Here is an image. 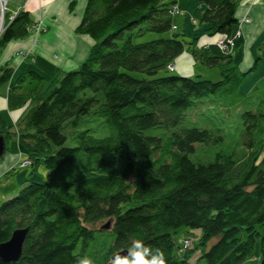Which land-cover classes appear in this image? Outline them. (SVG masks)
Listing matches in <instances>:
<instances>
[{
  "label": "trees",
  "instance_id": "1",
  "mask_svg": "<svg viewBox=\"0 0 264 264\" xmlns=\"http://www.w3.org/2000/svg\"><path fill=\"white\" fill-rule=\"evenodd\" d=\"M191 1L198 3L191 20L205 26L204 34L222 33L227 43L238 23L237 0ZM177 3L87 0L76 29L93 41L87 59L60 70L45 88L40 74L28 72L40 84L15 127L32 169L44 166L49 179L21 184L0 204V244L27 229L20 258L0 257V264H74L85 254L95 264H109L135 239L164 250L167 264H190L188 254L177 256L175 236L183 227L200 231L204 264H245L258 242L264 259V78L244 95L240 87L248 73L229 49L207 57L197 51L206 66L223 64L218 81L158 76L188 47L186 38L191 49L202 35L173 30L170 12ZM33 23L21 10L4 29L0 52L28 36ZM145 30L172 35L134 42ZM13 76L12 67L0 64V87ZM211 96H221L228 110L244 106L243 130L230 147L204 160L209 153L203 147L224 145V130L179 127ZM99 120L109 134L77 131ZM0 127L7 144L12 125L0 117ZM121 150L122 171L101 173Z\"/></svg>",
  "mask_w": 264,
  "mask_h": 264
},
{
  "label": "crops",
  "instance_id": "2",
  "mask_svg": "<svg viewBox=\"0 0 264 264\" xmlns=\"http://www.w3.org/2000/svg\"><path fill=\"white\" fill-rule=\"evenodd\" d=\"M178 2L180 8L186 13L178 18L177 23L179 27L185 29L183 33L192 34L187 33L186 28L190 24V18L192 19L193 11L198 3L191 0H179ZM237 2V19L249 17L250 21L240 23L239 20L232 28V37L228 39L235 43L232 50L235 61L240 63L239 67L243 72L248 73L258 59L257 67H259L260 60L264 56V0H237ZM86 3L87 0H76L74 9L71 10L69 0H7V7L11 14L24 9L30 12L33 20L43 18L46 32L38 36L30 34L24 39L14 40L7 44L1 52L0 64L8 63L14 70V76L9 81L12 93L20 94L12 95L11 90L9 93L8 84H5L7 87H1L0 117L6 124L15 123L25 107V103L21 104L23 99L21 94H24L27 88L26 83L23 82L31 77L28 72L34 71L40 74L43 82L48 84V81L58 74V70L76 69L89 55L92 39L76 33L77 26L83 18ZM218 38L219 36H216L214 42L226 40L225 36ZM20 50H33L34 55L30 59H23L19 55ZM185 60L186 58L180 59L175 66L182 68L181 64L184 66ZM21 76L23 78L20 79ZM30 84L35 85V79ZM20 153L21 150L19 153L4 155L5 157L0 160V178L9 171V168L19 164L22 159ZM25 175L26 173L20 172L12 178L15 183L13 180L10 183L9 180L5 184H0V204L6 198H10L11 194L26 182Z\"/></svg>",
  "mask_w": 264,
  "mask_h": 264
},
{
  "label": "rangeland",
  "instance_id": "3",
  "mask_svg": "<svg viewBox=\"0 0 264 264\" xmlns=\"http://www.w3.org/2000/svg\"><path fill=\"white\" fill-rule=\"evenodd\" d=\"M1 1L2 0H0V38L4 33V29L9 24H11L13 22V19L15 18V16L21 11V10H19L18 12L11 14L8 10V7H7V0H5L6 3H3V4H1ZM75 1L76 0H69V3H70L69 7L71 10H72L71 6H74ZM170 13L172 16L174 15L173 19H174L175 25L173 26V30L175 29V31H177L178 33H183V31L185 29H183L181 26L179 27L177 21H178V18L180 16H183V14H185L186 12H184V9L180 8L179 2L176 4L173 11H171ZM236 19H237V14H236ZM239 20H240V23H244V22L247 23L248 21H250L249 17H247V18L245 17V18L239 19ZM239 20H238V22H239ZM33 21H34V23L32 25H30L28 28V30H29L28 36L30 34H34V35L38 36V35L46 32V26H45V22H44L43 18H38V20H33ZM189 22H190V24L186 28L187 33H192V34L193 33L195 34L197 32L202 33L201 37H199L197 42H196V46L191 47V49L188 48L189 46H191V44H189L190 38H188V39L186 38V41L188 43V47L186 46L185 51L182 54H180L179 57H177V59L174 61L173 64L170 65L169 72H161V73H159L158 76H164L165 74H172V75L178 74V75H181L184 77H186V75L187 76H193V77H197V75H199L202 78L211 79L213 81H218V79H222L223 74H221V73H222V70L224 69L223 64L220 63L216 67L206 66L202 62L201 58L199 57V54H197L198 50H200L201 54H203L206 57L210 56L212 54L214 56L217 54L218 55L222 54V49H221L220 45L223 42L221 40H220L221 43L217 42L218 40L216 42H214V38H216V36L217 37L219 36V38L223 37L222 33H216L214 35H209L207 33L204 34L205 26L195 24L191 20V18H190ZM202 30H203V32H202ZM192 34H188V35H192ZM171 35L172 34L170 31L158 33L155 31L145 30L142 33V35H136L135 34L134 42L142 43V42H147V41H153V39L170 37ZM14 40H19V39H14ZM14 40H12V41H14ZM12 41H10V42H12ZM227 42H228V45L227 46L224 45V43H225L224 42L223 47H228V46L229 47L226 49H223V51H227L229 49V52L232 53V50L235 47V43L231 39H227ZM209 43H211V44H209ZM3 50L4 49H2V51ZM1 52H0V55H1ZM19 55L23 59H25V58L30 59L33 57L34 51L33 50H25V51L20 50ZM87 57H86V59H87ZM185 58H186V60L184 61V66H183V64H181L182 68H179V67L177 68V66H175L176 62H178L180 59H185ZM6 64H8V63H6ZM193 67H195V68H193ZM70 70H73V69H70ZM62 71H64V70H62ZM58 72H60V70H58ZM130 74L134 75L137 78L147 77V75L145 73L143 74V73L138 72V71H133ZM262 78H264V56H262V60H260L259 67L250 70V72H248V74L244 77V79L241 83L242 85L240 87V91L244 95L249 94L251 92V90L254 88V86L256 85V83L261 81ZM49 81H48V83H49ZM32 82H34V79L31 77L29 79H26V81L23 82V83H26L27 88H25L24 94H21L22 98H23L21 104L25 103L24 104L25 107L21 111V114L24 113L29 107L28 104L32 100L31 92L33 90H35L40 84L38 80L36 81V79H35V83H36L35 85L34 84L31 85L30 83H32ZM7 84L9 86V82ZM47 85L48 84L44 83V85H41V86H44L43 88H45ZM5 86L7 87V85H5ZM5 86H3V87H5ZM8 89H9L8 90L9 93L11 90L12 95H14V94L20 95L17 93L13 94L12 88L10 86ZM0 90H1V87H0ZM12 99H14V98H12ZM0 101L2 103L1 91H0ZM222 101L223 100H221V96H211L208 99H205V100L199 102L198 107L196 109L193 108V109L189 110V113H188L186 120L183 121L179 127V128H189L191 126H195V127L206 128V129H212L214 131L221 130V129L224 130L223 131L224 138H225L224 145H222V143H221V144H217L216 147H213V148L212 147L211 148L203 147L207 151V153H209V156L207 158H204V160H208L213 154L222 150V148L230 147L232 143H235V141L240 139L239 137H240V134L243 130L242 119H241L240 114L243 111V109H245L244 106L241 105L243 107L239 108V110H237V108H234V109H236L235 111H233V109L228 110L226 108V106L223 105L224 103H222ZM17 115H18V113H17ZM8 125H12V128H11L12 134L9 137V139L7 140V144H6L7 149H6L5 154L8 155V153H19L21 150V153L19 155L22 159H20L18 165L12 166V168H9L8 172H5L1 176L0 184H5L9 180H10V183H12V180H13L12 178L17 176L18 173H20V172L26 173V175L24 176V180L26 182H29L31 180H42V179L48 180L49 179L48 178L49 173L46 172V168H44V166L38 167L37 171L32 169V166H31L32 161L31 160L29 161L26 149L22 146V144L19 141L18 128L15 127V123H13V124L8 123ZM86 128L91 129L92 132L99 137H103L104 135L109 134L108 133L109 130H108L107 126H105L102 123V121H100V120L98 122H95V123L82 124V126H80L77 129V131H81L82 129H86ZM73 130L74 129H71L68 132H66V135L70 136V140L68 141L69 145H72V141H73L72 139L74 137V135H72ZM159 132L160 131L157 130V132H155V134H157ZM0 134L3 136V133L1 131H0ZM5 141H6V139H5ZM243 153H244V148H239V150L237 151V155L241 156V155H243ZM4 155L0 157V160L3 157H5ZM123 156H125L124 150H121L120 153H117L114 156L108 157L107 162H106V166L103 169H101L100 172L101 173L107 172V173L119 174L126 165L125 159ZM198 156H200V155H198ZM13 183H15L14 180H13ZM16 188H17V186H16ZM199 232L200 231L198 229L191 230L187 227H183V229H181L179 231V234H177L175 236L178 238V246L180 247V250L177 253V256L179 258H182L185 254H188L190 264H204V261L201 260V256L203 254V251L199 246V243H200V241H199L200 233ZM256 244L257 245L255 247V250L252 253L253 255L248 259V261L245 264H260L261 261L263 260V258L260 257V253H259L260 252V243L258 242Z\"/></svg>",
  "mask_w": 264,
  "mask_h": 264
},
{
  "label": "clouds",
  "instance_id": "4",
  "mask_svg": "<svg viewBox=\"0 0 264 264\" xmlns=\"http://www.w3.org/2000/svg\"><path fill=\"white\" fill-rule=\"evenodd\" d=\"M74 264H95L92 257L81 255L74 260ZM109 264H167L164 250L146 244L141 239L130 242L126 250L114 254Z\"/></svg>",
  "mask_w": 264,
  "mask_h": 264
},
{
  "label": "water",
  "instance_id": "5",
  "mask_svg": "<svg viewBox=\"0 0 264 264\" xmlns=\"http://www.w3.org/2000/svg\"><path fill=\"white\" fill-rule=\"evenodd\" d=\"M5 138L0 134V157L6 152ZM27 229L16 230L12 239L8 242L0 244V257L6 262L16 261L22 255L23 241L27 235ZM260 264H264V259Z\"/></svg>",
  "mask_w": 264,
  "mask_h": 264
},
{
  "label": "built area",
  "instance_id": "6",
  "mask_svg": "<svg viewBox=\"0 0 264 264\" xmlns=\"http://www.w3.org/2000/svg\"><path fill=\"white\" fill-rule=\"evenodd\" d=\"M3 3H6L5 0H2V1H1V4H3ZM174 8H175V7H174ZM174 8H173V9H174ZM221 41H222L223 43L225 42L224 40H221ZM221 41H218V42L221 43ZM223 43H221V45H220V47H221L222 50L228 48V47H223ZM224 45L227 46V45H228V42H227V43L225 42Z\"/></svg>",
  "mask_w": 264,
  "mask_h": 264
}]
</instances>
